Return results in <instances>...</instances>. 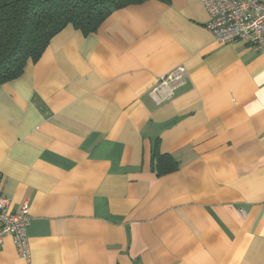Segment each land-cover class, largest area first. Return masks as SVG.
Segmentation results:
<instances>
[{
    "label": "crops",
    "instance_id": "obj_1",
    "mask_svg": "<svg viewBox=\"0 0 264 264\" xmlns=\"http://www.w3.org/2000/svg\"><path fill=\"white\" fill-rule=\"evenodd\" d=\"M208 20L202 0L129 5L0 85V190L32 217L29 261L7 235L0 264H264V50ZM155 148L178 168L158 176Z\"/></svg>",
    "mask_w": 264,
    "mask_h": 264
},
{
    "label": "trees",
    "instance_id": "obj_2",
    "mask_svg": "<svg viewBox=\"0 0 264 264\" xmlns=\"http://www.w3.org/2000/svg\"><path fill=\"white\" fill-rule=\"evenodd\" d=\"M147 0H0V85L21 76L38 61L51 40L68 26L89 35L115 10ZM169 2V0H161ZM158 176L178 168L155 148Z\"/></svg>",
    "mask_w": 264,
    "mask_h": 264
},
{
    "label": "built area",
    "instance_id": "obj_3",
    "mask_svg": "<svg viewBox=\"0 0 264 264\" xmlns=\"http://www.w3.org/2000/svg\"><path fill=\"white\" fill-rule=\"evenodd\" d=\"M209 20L206 26L220 42L243 41L257 50H264V0H202ZM184 65L159 77L150 89V95L158 104L173 97L178 87L187 82ZM29 205H21L20 211L12 210L11 200L0 190V246L5 236L14 239L20 257H31L28 228L31 224Z\"/></svg>",
    "mask_w": 264,
    "mask_h": 264
},
{
    "label": "rangeland",
    "instance_id": "obj_4",
    "mask_svg": "<svg viewBox=\"0 0 264 264\" xmlns=\"http://www.w3.org/2000/svg\"><path fill=\"white\" fill-rule=\"evenodd\" d=\"M173 96H174V95H173ZM172 98H173V97H172ZM172 98H171V99H172ZM169 100H170V99H169ZM169 100H168V101H169ZM166 102H167V101H166ZM164 103H165V102H164ZM161 104H163V102H162Z\"/></svg>",
    "mask_w": 264,
    "mask_h": 264
}]
</instances>
